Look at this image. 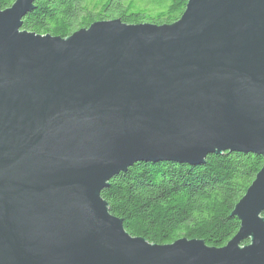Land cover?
<instances>
[{"label":"water","instance_id":"water-1","mask_svg":"<svg viewBox=\"0 0 264 264\" xmlns=\"http://www.w3.org/2000/svg\"><path fill=\"white\" fill-rule=\"evenodd\" d=\"M35 1L0 7V264H264V165L223 247L133 236L101 196L139 161L264 157V0L66 38L22 28Z\"/></svg>","mask_w":264,"mask_h":264},{"label":"trees","instance_id":"trees-1","mask_svg":"<svg viewBox=\"0 0 264 264\" xmlns=\"http://www.w3.org/2000/svg\"><path fill=\"white\" fill-rule=\"evenodd\" d=\"M16 0H0L7 9ZM188 0H36L23 29L66 38L98 21L120 19L133 25L172 24ZM264 165L253 153L209 154L192 166L176 161L136 162L109 181L101 196L133 236L170 244L181 238L225 246L240 228L232 215ZM248 243V241H245Z\"/></svg>","mask_w":264,"mask_h":264}]
</instances>
